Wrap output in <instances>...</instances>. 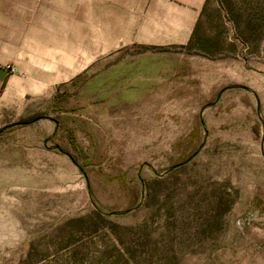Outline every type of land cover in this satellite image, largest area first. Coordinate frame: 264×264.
<instances>
[{
  "label": "rangeland",
  "instance_id": "rangeland-1",
  "mask_svg": "<svg viewBox=\"0 0 264 264\" xmlns=\"http://www.w3.org/2000/svg\"><path fill=\"white\" fill-rule=\"evenodd\" d=\"M119 59L0 120V264H264V0Z\"/></svg>",
  "mask_w": 264,
  "mask_h": 264
},
{
  "label": "crops",
  "instance_id": "crops-1",
  "mask_svg": "<svg viewBox=\"0 0 264 264\" xmlns=\"http://www.w3.org/2000/svg\"><path fill=\"white\" fill-rule=\"evenodd\" d=\"M207 1L0 0V120L92 70L104 97H123L109 87L122 50L187 46Z\"/></svg>",
  "mask_w": 264,
  "mask_h": 264
},
{
  "label": "trees",
  "instance_id": "trees-1",
  "mask_svg": "<svg viewBox=\"0 0 264 264\" xmlns=\"http://www.w3.org/2000/svg\"><path fill=\"white\" fill-rule=\"evenodd\" d=\"M198 28H199V22L197 24V27L195 28L192 39L190 40L189 44L187 45L188 47L192 46L194 44V41L197 40Z\"/></svg>",
  "mask_w": 264,
  "mask_h": 264
},
{
  "label": "built area",
  "instance_id": "built-area-1",
  "mask_svg": "<svg viewBox=\"0 0 264 264\" xmlns=\"http://www.w3.org/2000/svg\"><path fill=\"white\" fill-rule=\"evenodd\" d=\"M10 68V67H9Z\"/></svg>",
  "mask_w": 264,
  "mask_h": 264
}]
</instances>
